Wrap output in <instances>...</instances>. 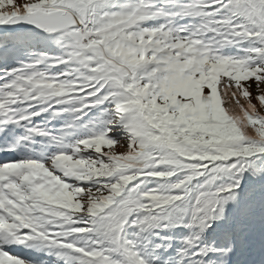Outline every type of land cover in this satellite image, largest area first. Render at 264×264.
Returning <instances> with one entry per match:
<instances>
[{
	"label": "snow or ice",
	"instance_id": "6c2138e0",
	"mask_svg": "<svg viewBox=\"0 0 264 264\" xmlns=\"http://www.w3.org/2000/svg\"><path fill=\"white\" fill-rule=\"evenodd\" d=\"M0 264H264V0H0Z\"/></svg>",
	"mask_w": 264,
	"mask_h": 264
},
{
	"label": "rangeland",
	"instance_id": "374dc122",
	"mask_svg": "<svg viewBox=\"0 0 264 264\" xmlns=\"http://www.w3.org/2000/svg\"><path fill=\"white\" fill-rule=\"evenodd\" d=\"M115 150L116 151H121L122 149H120L119 146H116Z\"/></svg>",
	"mask_w": 264,
	"mask_h": 264
}]
</instances>
